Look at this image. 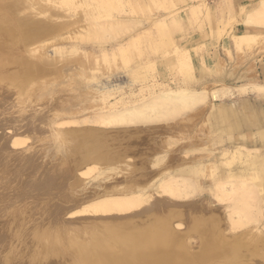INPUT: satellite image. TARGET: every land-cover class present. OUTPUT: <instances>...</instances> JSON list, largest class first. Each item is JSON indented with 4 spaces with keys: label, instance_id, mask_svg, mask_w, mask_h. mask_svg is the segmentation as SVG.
<instances>
[{
    "label": "bare ground",
    "instance_id": "6f19581e",
    "mask_svg": "<svg viewBox=\"0 0 264 264\" xmlns=\"http://www.w3.org/2000/svg\"><path fill=\"white\" fill-rule=\"evenodd\" d=\"M96 3L94 0H0V109L4 106L14 107L13 102L7 104V99L15 93L13 89H22L31 81L29 79L38 80L45 77L47 72L51 73V55L59 51L56 47L58 44L77 46L81 42H91L105 51L108 45L121 44L124 37L136 31L139 22L131 19L113 17L85 21L88 18L86 15L76 27L69 15L61 13H69L72 8L79 6L85 8L86 12L90 10L100 14L103 6ZM173 7L176 9V6ZM21 9L32 10V13L24 15L23 12L20 15ZM246 22L248 23L244 24L264 25V0L256 10L247 15ZM74 39L78 41L73 42ZM176 48L180 46L176 45ZM20 49L22 52L26 50L35 54L42 51V55L39 60H30L19 56ZM247 89L260 93L264 91V85L255 84L253 87L243 88L244 91ZM161 90H164L163 87ZM214 92L212 91V95ZM207 93L187 85L156 94L153 92L150 98L137 101L136 104L117 109H110L111 105L110 110L98 116L95 121L114 129L135 128L138 125L165 121L168 124L172 121L173 125V121L179 116H185L190 110L194 112L202 103H207ZM222 114L227 115V112L223 111L220 116ZM13 118L10 123L7 122L8 125L0 122V129L4 131L0 133V210L5 208L0 212V244L4 248L0 247V253L5 250L0 255V264H264L261 260L264 238L260 237L264 234V225H261L264 220V182L258 180L256 174L248 180L246 176H234L233 168H229L231 177L222 182L225 201L228 203L224 212L226 218H221L217 212H212L213 209L207 211L205 207L208 205L202 209L200 205L170 201L188 198L196 192L194 182L179 176L189 175L190 171H158L157 176L169 172L170 177L166 180L163 178L155 188L154 178L148 182L141 179V166L147 168L144 162L130 163L127 156L114 153L108 148L109 144L99 143L93 134H83L84 130L80 132L81 138L80 135L75 136L73 141H69L71 146L66 147L67 158L74 160L72 168L75 171H68L66 174L65 183L69 181L67 186L72 190H66L59 197L53 192H41L45 187L51 188L59 175L54 177L50 173L47 176L46 173L45 180L38 181V169L35 170L37 161L35 160L36 164L32 162L34 156H25L24 163L23 160L18 162L26 152L20 151L23 148L19 147L24 143L23 138L20 135L7 138L5 131L10 127L9 124L12 127L16 124V117ZM29 130L17 131L16 134L23 136ZM258 139L260 147H263L264 135L261 134ZM230 146L231 150L223 151L224 162L235 163L237 160L244 170L264 171V166L259 165L261 159L248 146L232 143ZM261 158L264 161V157ZM154 162L160 164L161 161L156 159ZM117 163L124 164L122 166L125 168L131 166L133 171L127 169L122 179H115L114 182L109 179L110 183L105 180L109 176L103 178L104 184L101 183L102 187L99 186L98 189H82L85 179L81 176L85 177L92 172L86 171L88 166L104 165V169L98 171V177H102L101 175L114 174L116 169L122 167L117 166ZM216 165L212 163L209 166ZM85 168L86 170L81 171ZM49 178L51 182L48 181ZM54 188L60 189V185L57 183ZM156 193L167 195L169 201L157 197ZM25 194L28 196L24 201L13 206ZM64 215L68 219L65 220ZM253 234L261 235L254 242L248 241ZM192 239L198 240V245L191 247Z\"/></svg>",
    "mask_w": 264,
    "mask_h": 264
},
{
    "label": "rangeland",
    "instance_id": "374dc122",
    "mask_svg": "<svg viewBox=\"0 0 264 264\" xmlns=\"http://www.w3.org/2000/svg\"><path fill=\"white\" fill-rule=\"evenodd\" d=\"M94 2H97L98 6H103L100 14L96 11L95 13L88 11V9L86 12L85 8L79 6L75 7L76 10L74 8H72L73 11L70 10L71 15L68 12L61 13L64 16L69 15L75 21L76 27L86 15L88 18L85 21L114 17L138 21L139 25L133 34L123 38L121 44L108 45L105 51L91 42H81L77 46L66 45V43L58 44L56 47L59 51L51 55L53 59L52 66L49 68L51 73L47 72L45 77L38 80L29 79L28 81H31L26 83L22 89L15 88L17 91L13 89L15 93L12 97L10 96L12 101L8 98L7 104L13 102L14 107L4 106L0 109V122L8 125L7 122L10 123L13 116L16 117L14 120L16 124L13 123L15 127L9 124L10 127L5 131L8 134H6L7 138H14L17 135L23 138L24 143L19 147L23 148L20 151L26 152L23 153L24 158L22 157L18 162L21 163L23 159L29 158L28 156L31 158L34 156L32 162L36 164V160L37 166L35 167L34 163H31V166H34L35 170L38 169L39 174L36 173V177H39L38 181L44 179L46 173L47 176L52 173L54 177L59 175L51 188L45 187L41 192H53L60 197L65 194L66 190H72L67 186L69 181L65 183L67 172L75 171L72 168L73 158H67L66 150L71 146L69 141L79 135L81 138L82 133L80 132L85 130L83 134H93L99 143L109 144L108 148L114 153L127 156L130 163L144 162L147 168L141 166V163L138 165L141 166L140 171H143L140 173V176L141 174L143 176L141 179L148 182L149 179L154 178L155 188L159 186L163 178L166 180L170 177L169 172L163 174L164 176H157L158 171H182V169L190 171L189 175L179 176L194 182L196 192L188 198L170 201L179 204H196L202 209L208 205L205 207L207 211L213 209L212 212H217L221 218H226L224 212L225 205L228 203L225 201L222 182L231 177L229 168H233L234 176H246L248 180L256 174L262 183L264 182V171L244 170L240 161L237 160L235 163L224 162L223 151L232 149L228 147L230 134L235 139H240L243 133L223 131L214 114L219 107L223 106L228 110L244 113L243 103L245 102L260 114L259 119L262 125L264 124L262 113L264 92L259 93L253 89L243 90L255 84L264 85V33L247 32L243 33L244 36L242 33H234L233 26L237 22L235 16L232 12H227L225 16L226 11L220 7L217 0H112V2L94 0ZM173 6H176V9ZM26 10L21 9L19 14L32 13V10L28 9V13ZM175 17L182 23L176 31L171 24ZM133 35L135 37L131 38ZM74 41L78 40L74 39ZM175 44L180 48L177 49ZM20 55L30 60H39L42 51H37L35 54V52L26 50L22 52L20 49ZM185 84L192 89L208 92L207 103L205 101V104L202 103L200 107L194 109V112L192 110L193 113L191 110L188 111L185 114L186 117L179 116L174 120L176 123L173 121V125L172 121L169 124L165 121L167 124L154 122L155 125L154 123L144 124L145 126L138 125L137 127L140 128L115 127L114 129V127H108L95 121L107 110L136 104L145 98H150L153 92L154 94L165 92L186 86ZM162 87L164 90H161ZM212 91H215V94L212 95ZM31 114L36 116L33 117ZM18 121H22V124L21 122L18 124ZM18 127L24 131L30 128L32 130L22 136L16 134L17 131H22ZM0 130V133L4 132L3 129ZM245 132L249 140L254 139L252 129L246 128ZM258 142L260 143L259 139ZM252 151L256 152L261 159L259 165L264 166L263 158H261L264 157V151ZM156 159L161 161L160 164H155ZM212 163L217 165L209 166ZM119 165L124 166V164L117 163V166ZM123 166L116 169L114 174L101 175L102 177H98V171H102L104 165H90L87 170L82 169L81 171H92L85 177L81 176L85 179L81 186L82 189H98L105 180L110 183L115 179H122L127 169L131 167ZM130 170L133 171V168ZM105 177L108 179L104 180ZM48 181L51 182V179L49 178ZM57 183L60 189L54 188ZM262 189L263 194L264 188ZM27 196L28 194H25V197H20L21 199H18L13 206L24 201ZM156 196L169 201L165 194L156 193ZM262 205L264 207V202ZM63 217L65 220L68 219L67 215ZM261 223L264 225V220ZM260 235L253 234L255 238L251 235L248 241L253 240L254 242L262 236L264 238V234ZM191 241V247L199 243L196 239ZM0 247L4 249L1 244ZM261 256V260L264 261V251Z\"/></svg>",
    "mask_w": 264,
    "mask_h": 264
},
{
    "label": "crops",
    "instance_id": "0c3cea01",
    "mask_svg": "<svg viewBox=\"0 0 264 264\" xmlns=\"http://www.w3.org/2000/svg\"><path fill=\"white\" fill-rule=\"evenodd\" d=\"M261 1L262 0H217V3L220 5V7H223L224 11H226L225 16H227V12H230V13L232 12L233 15L235 16L237 22L233 26V32L234 33H247V32H263L264 33V25H258L255 23H254V25H253V23L244 24V23H248V22H246L247 15L250 12L256 10L260 6ZM227 8H229V10H226ZM171 24H172L173 28L175 29V31L179 27L182 26V23L176 17L173 18V20L171 21ZM245 104H246V106H244V107L246 109H245L244 113H240L237 110H231V109L228 110L224 106L219 107L214 114L215 119H218V121L221 123V124L219 123V125L222 126L221 128L223 131L226 130L228 133H230V132H232V133L233 132L243 133L241 139H235L234 136L230 134V136L228 138V140H229L228 147H231L230 145L232 143V144L237 145V146H239V145H242L245 147L248 146L247 148L252 149V150H254V148H257L256 150H258V149L261 150V148H262L263 149L262 151H264V146L259 147L260 143L257 140L261 134L264 135V126H263L264 124L262 125V122L259 119L260 114L258 112H256V110L251 105H249V107H248V103L244 102L243 105H245ZM223 111H226L227 115L222 114L220 116V113H222ZM262 113L264 114V110ZM236 121H237V123H236ZM256 122H258V124ZM245 123H246V125H245ZM246 128L252 129L251 133L253 136H255L254 139L249 140V136L245 132ZM255 129H256V132H254ZM245 143H246V145H245ZM245 147H243V148H245Z\"/></svg>",
    "mask_w": 264,
    "mask_h": 264
}]
</instances>
